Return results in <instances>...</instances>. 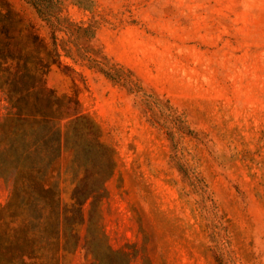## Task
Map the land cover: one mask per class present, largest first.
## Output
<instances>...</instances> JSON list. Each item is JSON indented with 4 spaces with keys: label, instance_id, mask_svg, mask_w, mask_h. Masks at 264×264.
Here are the masks:
<instances>
[{
    "label": "rangeland",
    "instance_id": "1",
    "mask_svg": "<svg viewBox=\"0 0 264 264\" xmlns=\"http://www.w3.org/2000/svg\"><path fill=\"white\" fill-rule=\"evenodd\" d=\"M39 33L49 30L23 0H9ZM105 52L131 68L148 92L183 114L199 139L186 137L184 155L208 183L228 229L237 264H264V0H92ZM66 0L75 21L90 11ZM74 72L53 66L47 84L77 94L117 153L106 184L103 224L111 246L130 264H217L208 220L172 161V143L151 125L137 98L104 76L64 58ZM0 118L8 112L3 94ZM61 160L62 199L73 185ZM10 186L0 180V204ZM88 216L89 204L84 207ZM85 234V228L83 230ZM64 264H97L86 250Z\"/></svg>",
    "mask_w": 264,
    "mask_h": 264
},
{
    "label": "trees",
    "instance_id": "2",
    "mask_svg": "<svg viewBox=\"0 0 264 264\" xmlns=\"http://www.w3.org/2000/svg\"><path fill=\"white\" fill-rule=\"evenodd\" d=\"M49 30V40L9 0H0V95L8 112L0 118V180L10 186L0 204V264H64L79 248L97 264H130L126 249H114L104 230L102 206L106 184L118 161L101 125L74 95H58L47 84L53 66L76 73L64 58L101 74L137 98L148 122L172 143V161L208 220L210 249L217 264H237L213 193L194 163L186 159L184 140L199 139L169 99L148 92L129 67L110 57L98 41L107 23L93 14L75 21L66 0H23ZM1 102V96H0ZM65 170L73 185L70 202L62 199ZM89 204L88 216L84 207ZM85 228V234L83 230Z\"/></svg>",
    "mask_w": 264,
    "mask_h": 264
}]
</instances>
